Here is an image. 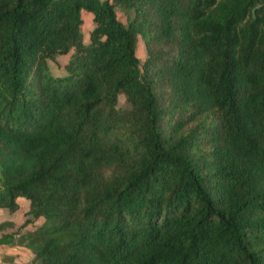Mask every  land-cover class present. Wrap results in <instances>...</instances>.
I'll list each match as a JSON object with an SVG mask.
<instances>
[{
	"label": "trees",
	"instance_id": "obj_1",
	"mask_svg": "<svg viewBox=\"0 0 264 264\" xmlns=\"http://www.w3.org/2000/svg\"><path fill=\"white\" fill-rule=\"evenodd\" d=\"M20 200L0 244L33 257L7 264H264V0H0V210Z\"/></svg>",
	"mask_w": 264,
	"mask_h": 264
},
{
	"label": "rangeland",
	"instance_id": "obj_2",
	"mask_svg": "<svg viewBox=\"0 0 264 264\" xmlns=\"http://www.w3.org/2000/svg\"><path fill=\"white\" fill-rule=\"evenodd\" d=\"M116 13H117L118 19L122 23L126 24L127 14L121 8H116ZM82 17L84 19L82 30H83L84 36L87 37V30L92 26V16L91 14L87 12H82ZM136 55L141 62L145 59V49H144V45L140 37H138V41H137ZM66 60H67V56H60L57 58L55 62L49 61L48 65H49L50 70L56 74L60 73L63 70V64L65 63ZM118 105L122 109L129 108V104L127 103L124 95L120 96ZM19 203H20L19 210L13 214H10L8 210L6 209L0 210V224L2 223L6 225L12 224V226H6L5 227L6 229H11L12 231H14L16 228L19 227V225L23 223L24 217H25L24 212L26 209V202L24 200H20ZM26 229H30V226H27ZM26 229H24V231ZM22 231L20 233H22ZM6 254L13 255V257L17 261H20L22 263L27 262L29 259L33 257V253L31 252L30 249H28L24 245H18V244L14 245L13 247L11 246V248L10 247H4V248L0 247V255L4 256ZM1 263L5 264L4 261L2 260V257L0 256V264Z\"/></svg>",
	"mask_w": 264,
	"mask_h": 264
},
{
	"label": "crops",
	"instance_id": "obj_3",
	"mask_svg": "<svg viewBox=\"0 0 264 264\" xmlns=\"http://www.w3.org/2000/svg\"><path fill=\"white\" fill-rule=\"evenodd\" d=\"M8 231H11V229H8ZM0 247H2V248H4V247H10L11 248V246H8V245H5V244H0ZM13 247V246H12ZM1 257H2V260L4 261V263L5 264H7V262H6V258H7V256H13V255H11V254H6V255H0ZM15 261H17L16 259H15ZM17 262H20V261H17ZM1 264H3V263H1Z\"/></svg>",
	"mask_w": 264,
	"mask_h": 264
}]
</instances>
